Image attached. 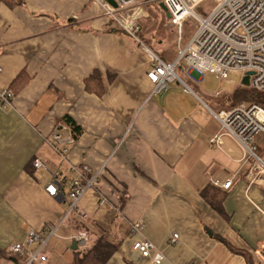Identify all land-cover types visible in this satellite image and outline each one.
Instances as JSON below:
<instances>
[{
    "label": "crops",
    "instance_id": "0c3cea01",
    "mask_svg": "<svg viewBox=\"0 0 264 264\" xmlns=\"http://www.w3.org/2000/svg\"><path fill=\"white\" fill-rule=\"evenodd\" d=\"M22 1L15 8L0 1V90L15 93L11 106L0 110V264H16L10 246L31 230L41 234L47 224L55 226L67 212L65 199L46 187L57 176L67 192L69 163L102 169L99 184L80 205L87 218L76 213L60 225L42 264H72L79 254L72 236L79 230L91 242L122 240L106 264H152L133 250L140 239L164 252L162 264H248L241 253L256 264L253 250L264 242V184L251 182L243 150L212 114L225 103L213 109L202 98L205 88L199 93L185 81L188 89L173 83L165 95L152 94L149 54L113 32L93 0ZM156 30L142 27L144 46L174 62L177 52ZM205 76L188 72L197 83ZM65 116L83 132L65 143L69 163L62 164L46 139L54 131L71 138ZM217 136L222 144L210 146ZM35 157L49 170L35 169ZM230 178L225 219L201 191ZM141 219L145 228L134 235L132 225ZM175 233L179 240L169 245Z\"/></svg>",
    "mask_w": 264,
    "mask_h": 264
},
{
    "label": "built area",
    "instance_id": "2783aa9c",
    "mask_svg": "<svg viewBox=\"0 0 264 264\" xmlns=\"http://www.w3.org/2000/svg\"><path fill=\"white\" fill-rule=\"evenodd\" d=\"M93 1L101 7L112 28L120 30L149 54L151 68L147 77L153 83L152 94L164 95L173 83L188 89L177 74V68L184 60L188 72L195 71L201 79L205 75H212L215 79L226 80L233 71L242 72L243 76L251 73L249 87L264 92V0H215V7L206 17L196 13V9L204 0H159L168 8L171 14L169 26L176 31L179 38L189 18L198 22L196 32L188 44L179 50L177 59L172 63L165 62L146 48L141 40L140 22L146 14L143 4L140 2L136 4L137 0H113L117 5L114 7L106 0ZM154 1L150 0V2ZM13 98L12 90L8 88L0 90V109L9 107ZM212 114L220 123L223 133L233 138L243 150V166H250L251 182L264 184V150L256 140L260 133H264V107L256 103H243L232 109H222ZM53 140L49 145L55 151H58L59 144L65 142L60 136H55ZM208 143L210 146L220 145L222 140L217 136L209 139ZM261 150L263 154L260 153ZM34 165L37 168L44 167L38 159L35 160ZM81 170L86 175L80 173L77 174V178H72L69 184V199L71 210L85 217L79 209L80 201L90 191L97 190L102 169L93 171L90 167L84 166ZM71 172L77 173L78 170L71 168ZM234 178L224 183L214 181L212 185L230 190ZM46 191L55 198L63 197L64 194L57 179L52 180ZM104 203L105 201L101 200L100 204ZM66 219L65 215L55 226L47 224L41 234L33 230L29 231L24 242L10 246V253L24 258L19 264L46 262L45 249L51 237L56 236L58 228ZM144 228L145 221L138 220L132 225V233L141 234ZM76 239L75 243L78 247L84 246L90 240V234L80 232ZM178 240L179 235L172 234L169 245L177 244ZM133 250L143 258L150 259L152 264H162L166 259L164 252L146 239L137 240ZM253 256L256 264H264V242L253 250Z\"/></svg>",
    "mask_w": 264,
    "mask_h": 264
},
{
    "label": "rangeland",
    "instance_id": "374dc122",
    "mask_svg": "<svg viewBox=\"0 0 264 264\" xmlns=\"http://www.w3.org/2000/svg\"><path fill=\"white\" fill-rule=\"evenodd\" d=\"M138 2L143 4V9L146 12L144 18H142L141 22H140V24L143 27V30L145 32L150 30V32H151V31H157L156 29L159 28L160 36L163 35V33H166L165 47L166 48L168 47L167 49H170V50H172V48H174L175 51L177 52L176 54H178L179 53L178 50L183 49L186 46V44L188 43V41L191 39V37L194 35V33L196 32V30L198 28V22L193 18H189L186 21V23L184 24V26L182 28L183 29L182 36L179 38L178 35H176V31L174 29L170 28V26H169L170 25V19H167L166 13L163 12L161 10V8L159 7V5L161 3L159 0H155L154 2H150V0H137L136 4ZM215 5H216L215 0H204L196 9V13L198 15H200L201 17H206L210 13V11L215 7ZM153 24H155L156 27H151V25H153ZM159 33H158V35H159ZM148 36H149V34H148ZM157 38H159V37H157ZM184 67L187 68L185 60L182 61L181 64L177 68V74L179 75V77L183 81H185L191 89H194L199 93L201 92L202 87L205 88V91L208 94H207V97L205 95V96H202V98L206 102H208L211 105V107L215 110H217L216 106H219V104L224 105V103L226 102L225 101L226 97L232 95L234 93V91L237 90L239 87L250 88L249 86L245 87L242 85V79L244 76H243V73L239 72V71L230 72L228 75V79H226V80H218V79H215L214 76H212V75H211L212 77H210V75H206L205 78L203 79V81L197 83V82L192 81V79H189L188 68L186 69ZM183 68H184V70H183ZM197 84H198V86L196 87ZM8 89L12 90L11 88H8ZM13 93H14V91H13ZM216 94H218V95L216 96ZM14 96H15V93H14ZM11 104H12V102H11ZM11 104H10V106H11ZM9 107L5 108L4 110H7ZM0 110H2V109H0ZM217 111H219V110H217ZM55 136H60L65 141L64 143L59 144L58 151L53 150V148L49 145V143L54 141L53 139ZM70 140L71 141L73 140L72 136H71V138L66 139L63 137L62 134H60L57 131H54L53 134L51 135V137L46 139V143H47L48 147L51 149V151L53 153H55L60 158V161L62 164L64 162L68 161L69 147H68V145L65 146V143L69 142ZM256 140H257L258 144L260 145V147L264 150V133H260L256 137ZM64 150H66V152H64ZM37 159L43 163L44 167H40V168L35 167L34 162ZM68 163H69V161H68ZM32 166L38 170H41V169L49 170L48 167L46 166L45 162L40 157H35L32 160ZM69 166H70L69 171H70V173L74 179L77 178L80 173L86 175V173L83 170H81L84 166L90 167L87 164H71V163H69ZM71 168H75V170H78V172L77 173L71 172ZM78 168H80V169H78ZM72 177L68 178L65 182L68 185V190L65 193L64 188H63V184L61 183V181L60 180L58 181L57 176H53V180L57 179V181L59 182V184H61L62 189H63V193H64L63 197H59V199L64 198L66 203H68V210L63 215V216L66 215L67 218L75 217L76 213H77V212H75V210H71V207H70V199H69L70 186H69V184L73 180V179H71ZM99 179H100V177H99ZM91 192L92 191H90L88 194H90ZM86 196H87V194H86ZM85 197H83L82 200L80 201V205L82 204V201L85 199ZM102 200L105 201L104 199H102ZM100 202H101V200H100ZM79 209H80V206H79ZM82 212L85 215V217L82 216L83 219L87 218L86 213L83 210H82ZM80 232H87V231L79 230L74 236H72V240H77L76 236H78V234ZM57 235H58V233L56 232V236ZM53 237H55V236H53ZM53 237H51V239ZM90 244H91V241L89 240L84 246L79 247L78 252L83 253L86 249H88L91 246ZM45 252H46V249H45Z\"/></svg>",
    "mask_w": 264,
    "mask_h": 264
},
{
    "label": "trees",
    "instance_id": "16d2710c",
    "mask_svg": "<svg viewBox=\"0 0 264 264\" xmlns=\"http://www.w3.org/2000/svg\"><path fill=\"white\" fill-rule=\"evenodd\" d=\"M0 1L5 3L9 8H15L17 6H20L23 2L22 0H0ZM112 31L121 32L120 30L114 28L112 29ZM140 37L141 38L143 37L142 33ZM95 78L96 76L93 77L91 76V78H89L88 80L89 82L88 89L90 91H92L90 84L93 83L92 80ZM100 81L102 80L100 79ZM101 90H102V86H100V92ZM225 101L226 102L224 109H232L243 103H256L264 107V92H259L251 88L239 87L237 90L234 91L232 95L226 97ZM63 123L70 128L72 139L76 141L83 132L82 128L70 116H65L63 118ZM260 153L263 154V151L261 150ZM201 196L213 208V210H215V212L218 215L227 219L228 214L225 213V210L223 208V204L227 196V192L225 190L209 184L201 191ZM78 225L80 229L83 227L80 224ZM121 242L122 240L115 242L109 241L105 236L97 237L94 240H92L91 246L88 249H86L83 253H79L76 256L72 264H106L109 261V259L113 256V254L119 250L121 246ZM229 247L231 248V250L235 252H239L234 248H232L231 245H229ZM1 253L3 254L2 251H0V255ZM241 254L246 256L248 264H255L251 256L244 253ZM11 255L16 264H19L24 261V258H21L16 254L11 253Z\"/></svg>",
    "mask_w": 264,
    "mask_h": 264
},
{
    "label": "water",
    "instance_id": "95a60500",
    "mask_svg": "<svg viewBox=\"0 0 264 264\" xmlns=\"http://www.w3.org/2000/svg\"><path fill=\"white\" fill-rule=\"evenodd\" d=\"M106 1H108V2H109L110 4H112L114 7L117 6L116 3H115L113 0H106ZM159 7L161 8V10H162L163 12L166 13L167 18L170 19L171 14H170L168 8L165 6V4L160 3ZM194 75H195V74H194ZM250 75H251V73H247V74L243 77V79H242V85H243V86L248 87V86L250 85V82H249ZM73 249L77 250V244H76V243H74V247H73Z\"/></svg>",
    "mask_w": 264,
    "mask_h": 264
},
{
    "label": "bare ground",
    "instance_id": "6f19581e",
    "mask_svg": "<svg viewBox=\"0 0 264 264\" xmlns=\"http://www.w3.org/2000/svg\"><path fill=\"white\" fill-rule=\"evenodd\" d=\"M72 178H73V177H72ZM72 178H71V179H72ZM48 194H49V193H48ZM49 195H50V194H49Z\"/></svg>",
    "mask_w": 264,
    "mask_h": 264
}]
</instances>
